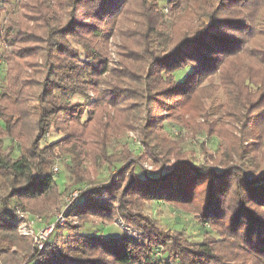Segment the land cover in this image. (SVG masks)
I'll use <instances>...</instances> for the list:
<instances>
[{"label":"trees","instance_id":"16d2710c","mask_svg":"<svg viewBox=\"0 0 264 264\" xmlns=\"http://www.w3.org/2000/svg\"><path fill=\"white\" fill-rule=\"evenodd\" d=\"M186 3L187 17H203L198 30L178 15ZM22 5L27 21L11 15L2 33L8 49L0 90V264H264V0H167L177 16L171 30L157 0ZM111 36L120 39L118 62L110 64L103 55L92 65L102 55L100 41ZM80 50L87 63L79 62ZM187 67L177 81L176 71ZM218 87L226 95L217 106L226 112L223 119L200 100ZM89 89L95 93L90 117L86 103L68 99ZM141 116L140 140L156 158L174 157L169 169L137 173L136 160L125 150L124 167L88 185L72 207L81 222L91 215L110 222L120 216L141 240L74 235L71 229L65 236L57 228L34 251L12 222L6 208L11 200L37 211L57 205L62 192L51 162L69 154L77 172L87 155L114 166L122 157L108 151L112 137ZM165 118L218 137L224 169L191 162L161 129ZM51 127L65 135L41 146ZM4 138L10 140L5 151ZM15 140L21 151L12 157ZM247 155H259L257 170L237 163ZM154 200L196 208L218 237L205 233L191 243L181 231L161 228L142 212Z\"/></svg>","mask_w":264,"mask_h":264},{"label":"rangeland","instance_id":"374dc122","mask_svg":"<svg viewBox=\"0 0 264 264\" xmlns=\"http://www.w3.org/2000/svg\"><path fill=\"white\" fill-rule=\"evenodd\" d=\"M157 1L159 2L162 11L165 14L166 25L168 29L171 30L177 16L170 13L167 0ZM23 2L24 0H0V57L3 60V63L0 65H4V67L6 66L4 54L8 49V46L3 41L2 33L4 25L8 22L11 15L18 17V19L23 22L27 21V17L24 14V7L22 5ZM191 2H193V0H191ZM188 6L189 3H186L182 8L184 10H182V12L178 15L179 17H183L184 15V18L181 19L182 21L191 20L192 24L194 25V29L198 30L203 17L195 16L193 14L187 17L186 9ZM123 25H125V22ZM100 43H102V55L96 56L91 62L92 65H96L100 59H103V55L110 64L113 62L117 63L119 60L120 47L119 37L111 36L106 42L103 43L102 39ZM74 45L78 46L76 43H74ZM80 51L81 55L79 57V62L82 64L87 63L88 58H86L85 53L82 50ZM188 70L189 67L183 70H177L175 76L176 80L179 81ZM3 77L5 81H2H4L5 84V74ZM94 97L95 93L89 89L85 95L80 92H74L68 96V99L72 102L79 101L86 103L87 110L85 116L90 117L94 109V106H91V101L94 99ZM225 99L226 95L221 87L211 88L200 97V100L204 103V106L207 108L208 112L214 117H221V119H223V116L226 114V112L222 107L217 108V106L218 103H222V101L224 102ZM188 116L189 114L186 113L185 117ZM142 119L143 118L141 116V118L135 121L133 125L127 128L122 134L112 137L111 145L109 146L108 151H110L111 154L116 153V155L119 154L118 156L122 157V159L117 160L112 167L109 166L107 162H101V158L96 162H92V159L87 155H83L81 165L77 172H73L72 170L73 161L71 155L69 154H63L51 162L50 172L52 174L53 167L56 166L58 168V173L54 174V178L59 186L60 192H62L57 205H52L44 211H37L25 205L24 203L12 199L6 208L12 209L14 208L13 206L17 204L23 209H27L31 213L42 216L44 219V224L52 223L55 221L56 216H58V214L68 205L69 200L67 197L71 192L81 189V192L78 194L80 195L88 185L93 184L92 182H104L111 173L115 172L117 167H124V154H121V152L125 150L129 152L130 158L132 157V159L136 160L134 169L137 173H141L145 170H148L152 174L165 172L167 169H169L174 157L161 160L152 155L146 145L142 143L139 138V124L142 122ZM199 120L203 121L202 118H199ZM160 127L164 132H167V134L170 135L176 143L178 141L177 146L180 149L179 151L185 152L191 162L213 167L219 172L224 169L225 166L223 162L225 159L223 154H225V151L223 150L221 146V140L218 137L214 135L206 136L203 129L193 133L191 127L179 125L178 123L170 121L167 118L163 119ZM64 135V132H59L54 127H51L48 133H46L41 139L40 145L43 146L45 144H49ZM15 141V150L12 152V157H17L21 151V142L18 140ZM9 144L10 140L8 138H4L2 149L5 151ZM249 155H247L248 157H246L243 161L237 160V163L243 162L254 168V170H257L258 168L256 165L260 163L259 155H255L256 158ZM81 176L84 177V181L76 182V177L80 178ZM4 189L5 184L0 178V193H4ZM74 201L75 199L67 206L69 207L70 211L65 222L55 226L54 231L58 228L57 233L62 228L63 235L67 233V229H71L74 235L84 234L96 236L100 235L102 237H118L122 234H126L127 236L135 238L136 240H141L139 231L135 229L134 226H130L125 223L120 216H115L112 222H110L108 220L91 215L89 216L90 218L81 222L79 216L72 212ZM142 212L154 218L158 225L165 230L181 231L191 243L201 242L205 233H210L211 235L218 237L217 234L212 231L210 225L198 217L199 212L196 208H193V210H186L185 208L177 207L163 200H154L146 202L143 205ZM57 233H55L52 238H57Z\"/></svg>","mask_w":264,"mask_h":264},{"label":"built area","instance_id":"2783aa9c","mask_svg":"<svg viewBox=\"0 0 264 264\" xmlns=\"http://www.w3.org/2000/svg\"><path fill=\"white\" fill-rule=\"evenodd\" d=\"M2 63L3 60L0 57V64ZM52 172L53 175L58 173V168L54 166ZM80 192L81 189L74 190L68 195V205L79 196L78 194ZM67 206L58 214V216H56L54 222L48 224H44L42 216L31 213L17 204L13 206L14 208L8 210L13 215L14 219H12V222L16 223L18 233L31 240L34 251H41L49 236L54 232L55 226L65 222L69 213V207Z\"/></svg>","mask_w":264,"mask_h":264},{"label":"crops","instance_id":"0c3cea01","mask_svg":"<svg viewBox=\"0 0 264 264\" xmlns=\"http://www.w3.org/2000/svg\"><path fill=\"white\" fill-rule=\"evenodd\" d=\"M4 70H6V66L4 67V65H0V90L5 86L4 84L5 79H3L4 78L3 75L5 74L6 76V71Z\"/></svg>","mask_w":264,"mask_h":264}]
</instances>
